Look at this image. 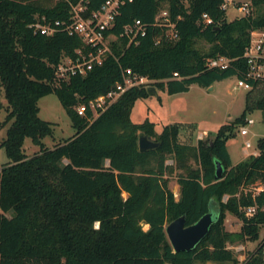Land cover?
<instances>
[{
	"label": "trees",
	"instance_id": "trees-1",
	"mask_svg": "<svg viewBox=\"0 0 264 264\" xmlns=\"http://www.w3.org/2000/svg\"><path fill=\"white\" fill-rule=\"evenodd\" d=\"M76 0H0V107L6 99L9 124L2 141L9 160L0 168V264H195L227 261L241 264L228 243L258 240L264 211L248 218L240 206H264V189L253 198L242 185L264 186V137L257 140L259 155L234 164L227 142L247 112L264 109V91L249 90L243 112L225 123L207 144L191 147L178 140L179 126L169 124L157 133L149 120L135 122L136 100L149 94L145 86L126 90L108 109L90 119L76 106L110 90L122 80V68L167 78L157 88L169 93L187 91L197 83L209 87L229 76H243L245 47L253 27L264 25V14L229 19L225 0H133L116 16L112 31L139 18L150 24L166 3L176 22L177 38L165 35L155 43L159 28L149 26L138 44L127 46L119 36L112 43L115 55L85 75L58 78L55 66L62 56H75L81 37L59 30L52 35L34 32L37 16L67 19ZM104 0H92L96 9ZM256 4L264 0H252ZM207 13L212 22L206 23ZM235 58L228 68L208 67L210 57ZM178 71L180 78H172ZM56 93L75 131L53 147L44 138L54 133V122L39 114V99ZM156 136L159 145L139 148V133ZM36 146L24 150L25 138ZM174 155L180 168L179 198L169 186L166 163ZM199 165L192 166L191 155ZM216 159L224 174L215 178ZM241 190L240 194L239 191ZM126 193L124 196L123 193ZM227 199L224 200V197ZM218 204V217L208 234L190 251H174L166 225L185 214L191 224ZM227 212L243 220L240 230L225 226ZM98 221V226L95 222ZM148 224V228H144ZM259 254L243 264H259Z\"/></svg>",
	"mask_w": 264,
	"mask_h": 264
},
{
	"label": "built area",
	"instance_id": "built-area-1",
	"mask_svg": "<svg viewBox=\"0 0 264 264\" xmlns=\"http://www.w3.org/2000/svg\"><path fill=\"white\" fill-rule=\"evenodd\" d=\"M92 0H76L70 3L69 17L67 19H50L46 15L37 16L36 20L31 24L34 32L52 35L62 30L71 35L81 37L83 45L76 49L75 56H62L55 66V74L58 78H68L72 75H85L89 70L97 65H101L109 55H115L112 43L119 36L127 38V46L130 44H138L142 36L147 34V29L151 25L161 30V34L155 35V43H160L163 36L171 39L178 37L176 22L171 19L168 8L157 12L154 21L150 24L143 22L137 18L133 22L123 26L120 35L112 31L116 23V16L120 12V8L126 2L133 0H104L100 6L91 10L90 4ZM229 1V0H228ZM223 7L227 8V2L223 3ZM240 14L253 15L252 0L243 1L237 6ZM227 10V9H226ZM241 15V16H242ZM202 18L206 23L212 22V18L203 13ZM243 57L246 62V69L243 76H236V80L232 85L233 89L244 88L247 91L262 89L264 91V25L253 27L250 30V38L245 47ZM235 58L227 55H218L210 57L206 61V65L210 68H228L231 66ZM172 78H180L178 71H174ZM167 78H153L147 74H140L132 70L131 67L122 68V80L117 81L114 86L105 93H101L95 98L89 100L88 104L82 103L76 106V110L80 115H86L87 108L91 110L90 119L96 118L102 112L110 107L126 90L134 86H156L159 81H166ZM157 87V86H156ZM252 112H259L260 118L264 123V109L256 108ZM258 119L251 115H246L244 121L237 127V133L244 137V150L247 155H259L261 152L258 143L253 146V142L248 135L251 133V126L256 124ZM264 137V136H261ZM260 138V137H259ZM264 186L259 183L242 185L241 190L246 194L251 193L255 198ZM239 191V194L241 192ZM227 199V196L224 197ZM244 214L250 218L259 210L264 211V206L258 204H250L240 206ZM230 248L237 252L246 249L245 244H229ZM259 254L264 264V237L260 240L257 248L246 256L240 254V260L247 262L251 256Z\"/></svg>",
	"mask_w": 264,
	"mask_h": 264
},
{
	"label": "rangeland",
	"instance_id": "rangeland-1",
	"mask_svg": "<svg viewBox=\"0 0 264 264\" xmlns=\"http://www.w3.org/2000/svg\"><path fill=\"white\" fill-rule=\"evenodd\" d=\"M188 2V0H183ZM243 1L250 0H226L227 2V16L229 19L241 16L237 6ZM253 15L264 14V2L256 4L252 1ZM166 8V3L162 2L159 9ZM158 11V12H159ZM236 80V76H229L220 81H216L213 89L201 86L197 83L190 85L189 90L177 93H169L165 88L158 89V95H148L140 97L136 100L131 118L135 122H143L149 120L154 123L155 130L160 133L165 126L169 124H177L180 132L178 140L182 144L191 147L207 144L211 141L219 128L225 123L234 121L239 116L246 104L247 90L244 88L233 89L232 85ZM2 106L0 107V121L6 117L7 111L5 109L6 99L2 98ZM40 111L42 118L54 122V133L51 136L44 138V144L48 147H53L58 141H63L70 138L75 129L71 124L70 117L62 106L59 97L52 92L42 96L39 99ZM248 115L254 116L258 119L257 123L251 126V133L248 135L253 142V146L257 144L259 137L264 136V123L260 118L259 112H247ZM9 124L0 128V168L9 160L6 150L2 145L3 139L7 135ZM156 139V136H152ZM244 137L237 133L235 137L228 140V150L230 152L234 164L247 158L249 155L244 150ZM36 146L32 143L30 137L25 138L24 150L27 155L33 153ZM166 163L174 166L173 172H169V186L173 190L176 198H179L180 186L178 183V173L180 168L177 167L174 155H168ZM190 163L192 166H198L197 158L192 154ZM126 196V193H123ZM225 200V199H224ZM212 209L216 210V203L212 202ZM225 226L229 230H240L243 220L231 212H227L225 218ZM99 222H95L98 226ZM144 228H148V224H144ZM264 237V225L260 230V237L258 240L244 241L246 249L237 252L231 248L240 260V254L249 256L258 246L260 240ZM231 244V243H230ZM240 243H234V245ZM229 247V243H228ZM230 248V247H229ZM241 264L244 261H241ZM195 264H234L232 260L227 261H196Z\"/></svg>",
	"mask_w": 264,
	"mask_h": 264
},
{
	"label": "water",
	"instance_id": "water-1",
	"mask_svg": "<svg viewBox=\"0 0 264 264\" xmlns=\"http://www.w3.org/2000/svg\"><path fill=\"white\" fill-rule=\"evenodd\" d=\"M208 88L213 89L214 85L212 84ZM147 89L150 95H158V88L156 86L152 85ZM158 145L159 141L153 139L149 134L143 131L139 133V148L141 151L155 148ZM215 162V178L221 179L224 174V167L220 160L216 159ZM212 202L216 203L215 200H211L210 210L191 224L186 223L185 214L167 223L166 233L174 251H190L208 234L212 223L218 217V204L216 203V210L214 211L211 205Z\"/></svg>",
	"mask_w": 264,
	"mask_h": 264
}]
</instances>
